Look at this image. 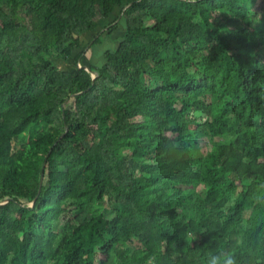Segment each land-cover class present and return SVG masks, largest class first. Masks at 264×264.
<instances>
[{"label": "trees", "instance_id": "trees-1", "mask_svg": "<svg viewBox=\"0 0 264 264\" xmlns=\"http://www.w3.org/2000/svg\"><path fill=\"white\" fill-rule=\"evenodd\" d=\"M260 205L264 0H0V264H264Z\"/></svg>", "mask_w": 264, "mask_h": 264}, {"label": "rangeland", "instance_id": "rangeland-1", "mask_svg": "<svg viewBox=\"0 0 264 264\" xmlns=\"http://www.w3.org/2000/svg\"><path fill=\"white\" fill-rule=\"evenodd\" d=\"M116 23L120 24L119 28L112 35L107 37V41L102 46L94 47V42L98 37H100V34H105L108 28ZM126 28V20L125 18H123V11L121 9H118L111 17L102 18L100 20L99 29L95 32L88 33L83 38L85 46H89L87 56L90 58L92 57V62H94L95 64H100L103 61L104 55L108 50L114 51L115 49H117L119 43L124 38ZM58 64L62 67V69L69 68V65L66 64V62L58 61ZM209 140L213 141L214 143H220L224 140V138L222 135L204 137V139L201 141L200 149L204 153L209 151V146L206 144V142H208ZM193 159L196 163H199V154L196 152V150L193 151ZM256 210L264 211V207L260 205L256 207Z\"/></svg>", "mask_w": 264, "mask_h": 264}, {"label": "water", "instance_id": "water-1", "mask_svg": "<svg viewBox=\"0 0 264 264\" xmlns=\"http://www.w3.org/2000/svg\"><path fill=\"white\" fill-rule=\"evenodd\" d=\"M86 70L90 72V69L87 68ZM96 76H97V74L94 73V78H96ZM62 107L64 108V105ZM45 167H46V164L43 165V170H42V173H41V180H40V187H39V191H38L36 199H38V197L40 196L41 191H42V187H43V184H44Z\"/></svg>", "mask_w": 264, "mask_h": 264}, {"label": "clouds", "instance_id": "clouds-1", "mask_svg": "<svg viewBox=\"0 0 264 264\" xmlns=\"http://www.w3.org/2000/svg\"><path fill=\"white\" fill-rule=\"evenodd\" d=\"M217 264H218V262H217ZM227 264H232V261L231 260H228L227 261Z\"/></svg>", "mask_w": 264, "mask_h": 264}]
</instances>
